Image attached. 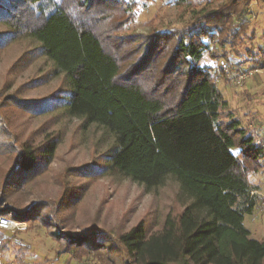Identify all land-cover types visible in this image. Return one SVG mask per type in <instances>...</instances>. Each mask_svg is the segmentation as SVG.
Returning a JSON list of instances; mask_svg holds the SVG:
<instances>
[{
	"label": "rangeland",
	"instance_id": "rangeland-1",
	"mask_svg": "<svg viewBox=\"0 0 264 264\" xmlns=\"http://www.w3.org/2000/svg\"><path fill=\"white\" fill-rule=\"evenodd\" d=\"M5 1L0 0V7ZM232 1L127 0L126 5L119 0L99 8L108 20L97 26L112 35L110 42L119 47L128 71L162 36L168 42L156 44L154 51L165 65L178 38L191 34L211 11L222 14L211 23L221 27L209 41L214 56L204 55L199 65L211 69L227 102L224 122L236 121L246 131L244 138L252 137L264 149V0H254L245 10V1L239 0L245 12L230 18ZM244 21L248 24L241 25ZM70 89L66 70L56 74L39 43L11 34L0 20V201L8 200L6 209L15 213L37 207L43 212L28 222L13 221L6 236L14 238L8 240L5 257L0 254L1 264L13 260L20 248L17 264H126L119 237L140 223L148 234L159 232L168 216L189 233L211 228L212 212L176 176L165 174L160 186L150 187L114 172V135L78 118L67 99ZM52 142L55 154L47 158L38 153V168L10 190L9 180L20 172L22 148L39 150ZM253 168L248 180L258 187V202L245 218L250 233L246 250L249 239L264 241V158ZM88 233L93 234L82 241H100L103 250L71 246L72 236ZM68 249H77L78 256L65 254Z\"/></svg>",
	"mask_w": 264,
	"mask_h": 264
},
{
	"label": "trees",
	"instance_id": "trees-1",
	"mask_svg": "<svg viewBox=\"0 0 264 264\" xmlns=\"http://www.w3.org/2000/svg\"><path fill=\"white\" fill-rule=\"evenodd\" d=\"M241 1H232L226 16L240 14ZM244 1L243 10L254 0ZM109 4L120 3L6 0L0 20L11 34L39 43L56 74L66 70L71 88L67 99L78 118L100 125L116 139L110 158L114 172L150 187L160 186L163 176L172 174L214 215L210 229L193 233L170 216L152 234L140 223L119 237L126 264H264V241L249 239V250L244 244L250 235L245 218L258 202V187L248 176L252 166L253 171L259 168L264 149L252 137L244 138L246 131L236 121L224 122L227 102L211 69L199 65L204 55L214 56L209 41L221 27L211 23L223 15L211 11L191 34L178 38L165 65L154 51L156 44L168 42L162 36L133 69L124 71L119 47L110 42L112 35L97 26V21L108 20L99 8ZM56 150L53 142L39 150L24 146L17 160L20 172L9 180L10 190H17L38 168V153L51 158ZM7 202L0 201V216L12 221L28 222L43 214L38 207L15 213L6 209ZM91 234L72 236L71 246L93 253L103 250L100 241H82ZM0 238L2 254L8 252V240L14 236L4 232ZM20 252L21 248L17 255ZM76 253L77 249L65 252L74 257ZM17 255L13 260L5 258L4 264H17Z\"/></svg>",
	"mask_w": 264,
	"mask_h": 264
},
{
	"label": "built area",
	"instance_id": "built-area-1",
	"mask_svg": "<svg viewBox=\"0 0 264 264\" xmlns=\"http://www.w3.org/2000/svg\"><path fill=\"white\" fill-rule=\"evenodd\" d=\"M13 223L14 222L9 218L5 216H0V234L4 232L12 231L14 229ZM0 246H1V238H0Z\"/></svg>",
	"mask_w": 264,
	"mask_h": 264
}]
</instances>
